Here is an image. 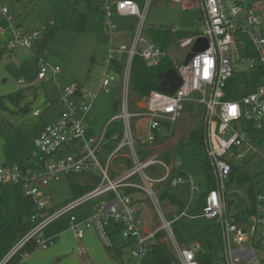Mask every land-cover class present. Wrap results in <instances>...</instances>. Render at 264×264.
<instances>
[{"label": "built area", "instance_id": "1", "mask_svg": "<svg viewBox=\"0 0 264 264\" xmlns=\"http://www.w3.org/2000/svg\"><path fill=\"white\" fill-rule=\"evenodd\" d=\"M168 1L203 10V31L179 41L177 45L193 50L199 39H205L209 48L195 53L188 63H174L182 80L175 95L154 91L137 103L136 111L132 112L129 97L134 59H141L149 68L155 67L169 58V49H163L154 42L145 27L153 0L102 1L101 13L110 41L97 87L72 84L60 89L62 110L59 116L44 126L33 140L41 155L39 164L34 167L24 164L0 166V186L6 184L17 188L33 202L28 216L32 229L0 264H10L31 241L37 244L35 250L52 248L55 241L45 238L44 230L63 217L69 218V231L79 243L88 231L94 230L100 244L108 250L115 248L108 230L110 225H115L120 229L122 239L128 242L130 259L137 264L142 263L149 244L159 231L166 232V239L180 264H199L196 253L200 244L196 249L181 246L172 224L181 219L213 221L221 235L222 263L256 264L258 252L264 251V190L255 195L252 208H241L236 214L230 212L227 196L232 175L238 169L234 162L244 163L260 156L264 166L263 0ZM0 15L12 20L8 8L1 3ZM117 18L137 20L129 45L113 38V34L119 31L115 24ZM39 37L38 33L28 35L13 29L8 49H33ZM118 63L122 64L121 69ZM60 72V68L49 66L42 56L39 57V81L49 79V76L55 79ZM236 73L255 75V78L248 79V83L240 82L239 93L252 83L257 87L239 100H226L228 84ZM118 80L122 94L120 112L105 126L101 138L90 136L86 119L98 97L109 94ZM188 104L205 107V150L214 175V188L206 194L202 211L195 215L191 214V209L203 191L202 182L198 183L194 176L178 171L179 163L168 164L155 153L160 139L172 138ZM39 114V111L34 112V116ZM132 119L146 122L147 135L144 138L135 140ZM119 123L123 127L121 133L114 131L109 136L108 130ZM250 124L260 132L257 138ZM109 142H116L118 146H108ZM104 148L108 150L103 161ZM118 158L121 159L119 168L122 170H113L112 164ZM30 162L34 164L35 158L30 157ZM78 174L99 175L101 181L86 194L63 205H55L52 198L54 187L63 178ZM168 181L172 190L179 184H185L189 191L185 209L172 220H168L160 210L157 188ZM110 193L115 197L113 202L101 200ZM142 194L152 201L160 214L162 226L159 230L148 231L143 225L139 207ZM86 208H90L88 216ZM78 253H85L82 246L78 247ZM31 254H22L19 264Z\"/></svg>", "mask_w": 264, "mask_h": 264}, {"label": "rangeland", "instance_id": "2", "mask_svg": "<svg viewBox=\"0 0 264 264\" xmlns=\"http://www.w3.org/2000/svg\"><path fill=\"white\" fill-rule=\"evenodd\" d=\"M100 2L101 0H0V3L8 8L9 15L12 17V20L9 21L0 15V48L7 47L8 49L13 29L28 35L38 33L41 40L35 50L41 49L40 54H42L47 64L61 70L55 80L37 81L39 54L35 50L19 48L2 55L0 61V166L24 164L34 167L39 164L41 155L30 138L39 127L46 125L59 116L62 106L60 103V89L72 84L97 87L100 75L103 72L104 61L109 53L110 41L103 16L96 11ZM74 7L88 16V24L84 31H76L71 26L70 15ZM261 9L264 11V4L261 5ZM48 23L52 25L50 34L44 33L45 26ZM115 24L119 31L113 34V38L122 42V44L129 45L134 37L133 27L136 26L137 20L135 18H117ZM154 26L173 27L176 30L190 33L187 37L189 38L197 32L201 33L205 28L203 10L200 7L182 4L171 6L168 0H153L148 10L145 27L148 30ZM191 50V47L181 48L175 44L169 49V58L173 63L181 65L186 61ZM21 80L25 82L23 85L19 83ZM27 88H34L33 92H35L36 100L33 97L31 102L35 101L32 104H28L29 99L23 101L21 98L19 105L10 102L8 96L15 99V96L21 90ZM17 99L19 100V98ZM121 100L120 80H118L109 94H101L94 103L92 111L86 119L90 127V135L95 138L102 137L105 126L120 112ZM117 102H119L118 106H116ZM198 106L203 110L205 109L201 105ZM35 110L41 113L40 117H34L33 112ZM205 122V110L202 122L194 125L191 123L189 113L185 109L176 133L168 141L158 144L155 149V153L161 158L168 152V157L173 161L172 164L179 163L178 171L185 175L194 176L198 183L202 182L203 191L208 190V185L203 183L205 180L203 169L197 162L199 149L190 145L188 139H190L192 129L194 130L197 127V129H201V127L205 129ZM250 126L253 129V135L257 138L260 132L255 125L250 124ZM131 128L135 140L142 139L147 135V124L143 119H132ZM108 146L115 148L118 143L109 142ZM107 150L108 148H104L102 152L101 160L103 161ZM204 155L207 158L205 149ZM30 157L35 158L34 164L28 163L27 160ZM120 163L121 159H116L112 164V169L122 170V168H119ZM234 164L237 165L238 171L236 173L239 179L236 178L231 182L227 196L228 203L234 201L230 205L232 214L239 212L241 208H252L251 192L257 195L264 190V166L260 156L244 163L234 162ZM244 165L246 171H243ZM241 174L244 175L243 178ZM100 181L101 177L99 175L91 174L65 177L52 191L53 203L59 205L70 201L75 197L73 194L74 188H95ZM172 192L184 201L189 196L188 187L185 184H179ZM139 197L140 218L144 227L150 231L159 230L162 223L158 210L146 195L142 194ZM101 200L113 202L115 197L110 193L104 195ZM168 204V201H160V210L169 220L171 217L169 216ZM14 205L13 187L2 184L0 186L1 213H5L7 209L12 208ZM169 208L174 213L176 212L177 208L175 206L172 205ZM212 222L201 220L198 224L206 228ZM67 230H69V218L63 217L51 225L45 233L46 235H58L67 232ZM205 235L191 239L186 248L196 249V245L199 243L205 248L204 238L207 237L213 245L215 264H223L221 261L223 252L219 246L221 242L220 232L213 228L206 231ZM58 241L70 243L72 238L71 236H63ZM166 242L173 251L171 243L168 240ZM93 248L101 257H105L106 250L100 242H97ZM128 254L129 251H126L125 263L135 264L136 261L130 260ZM97 255H94L95 259L94 262L91 261V264L96 263ZM70 264L75 263L70 262ZM256 264H264V251L258 252Z\"/></svg>", "mask_w": 264, "mask_h": 264}, {"label": "trees", "instance_id": "3", "mask_svg": "<svg viewBox=\"0 0 264 264\" xmlns=\"http://www.w3.org/2000/svg\"><path fill=\"white\" fill-rule=\"evenodd\" d=\"M102 2L99 4L98 9L101 11ZM70 23L74 30L76 31H84L88 24V16L77 9L76 7L73 8L71 15H70ZM52 25L46 24L44 33H48L51 31ZM148 34L150 38L156 42L160 47L163 49H170L173 45L177 44L179 41L187 38L190 33L179 31L174 29L173 27L169 26H154L148 29ZM195 35V34H194ZM193 35V36H194ZM40 37L34 46L33 50L37 49L36 46L40 41ZM36 53L40 54L41 49L35 50ZM10 52V50L5 48H0V61L2 59V55ZM42 56V54L40 55ZM39 56V57H40ZM120 69L122 68V64L118 63L117 65ZM175 70L174 63L170 60V58H166L159 62V64L155 67H147L144 62L139 59L135 58L132 67L131 73V81H130V109L132 112L136 111V104L146 98L154 92L158 91V88L161 83V76L169 71ZM249 78H255L254 74L251 73H236L233 79L229 82L227 88V97L226 100H239L241 97L248 95L249 93L253 92L257 85L251 84L248 86L244 92L239 93L238 88L240 86V82L243 81L248 83ZM34 89V88H33ZM32 88H27L21 90L18 95L15 96V99L10 97V102L14 105H19L20 100L26 101L29 99V105L31 99L36 97L35 92H33ZM20 96V97H19ZM19 98V100L17 99ZM21 98V99H20ZM121 103V102H120ZM119 105L117 102L116 106ZM115 106V107H116ZM204 107V106H203ZM205 108V107H204ZM186 112L189 113V119L191 123L196 125L199 122H202V118L204 115L203 108L199 107L195 104H189L186 106ZM3 122V121H2ZM122 125L119 123L108 130V135L110 136L114 131H119L121 133ZM198 128V127H197ZM195 128L191 130L190 139H188V143L192 146H196L199 149V153L197 155V162L200 167L203 169V174L205 180L203 183L208 185L207 191H202L199 195L198 199L196 200L193 208L191 209V214H198L202 211L205 202L206 194L214 188V175L208 161V158L204 155V128L201 129ZM171 139V138H169ZM169 139H160L157 144H162ZM164 161L168 164L171 163V159L168 157L167 154L162 156ZM238 171V169H237ZM236 171V172H237ZM243 171L245 170V165L243 166ZM232 175L231 181H234L236 178L239 179L237 173ZM242 178L244 177L241 174ZM173 178V175H172ZM171 178V179H172ZM241 178V177H240ZM171 181V180H170ZM170 181L158 185V193L160 201H168L169 204L175 206L176 212L170 213L169 216L171 217L169 220H172L175 215H179L186 207V201L181 199L177 194L172 192ZM15 193V205L7 210L5 213H0V262L4 259V257L13 249V247L24 237L27 233L32 229V225L28 220V216L33 209V202L28 198L24 197L20 190L14 188ZM94 188H83V187H76L73 189L74 198H77L87 192L91 191ZM68 202V201H66ZM65 202V203H66ZM234 201L230 202L231 205ZM251 202L254 204L255 202V194L251 192ZM63 203V204H65ZM59 204V205H63ZM237 216H241L237 214ZM201 220H188V219H181L172 224L174 235L181 246L186 247V245L196 236H206L205 232L211 229H216L219 231L216 224L213 222L209 224L206 228L201 227L198 222ZM166 232L159 231L153 241L148 246V252L144 257L141 264H180L174 254L173 251L169 248V245L166 242ZM200 244V243H199ZM205 248H203L200 244V250L196 253V258L199 264H215L213 258V245L209 241L207 237L204 238ZM221 247V242L220 245ZM37 247L35 241L29 242L17 255L16 257L10 262V264H19L21 260V255L26 253L34 252ZM111 257L117 261H121L124 255L122 249H109L108 251ZM122 262V261H121Z\"/></svg>", "mask_w": 264, "mask_h": 264}, {"label": "crops", "instance_id": "4", "mask_svg": "<svg viewBox=\"0 0 264 264\" xmlns=\"http://www.w3.org/2000/svg\"><path fill=\"white\" fill-rule=\"evenodd\" d=\"M102 1L103 0H101V2ZM99 4L97 5L96 11L98 13H101V11L98 9ZM263 4H264V0H263ZM119 19H127V18H119ZM130 29H132V28H130ZM123 30H124V28H123ZM133 30H134V27H133ZM40 55L41 54H39V56ZM37 77H38V75H37ZM55 79L52 76H49V79H46V80H55ZM37 81H38V79H37ZM21 85H23V84H21ZM35 100H36V97H35ZM61 110H62V107H61ZM61 110H60V112H61ZM35 111H37V110H35ZM34 112H33V115H34ZM40 115H41V113L39 114V116H34V117H40ZM51 122H49V123H51ZM49 123H47V124H49ZM46 125H43V126L39 127L36 130V132H34L32 134V136L30 138L31 139V142H33L34 138L37 137V135L39 134V132ZM177 128H178V125H177V127L175 129V133L177 131ZM89 135H90V133H89ZM90 136H92V135H90ZM165 154L169 155L168 152H166ZM159 158H161V157L159 156ZM162 160H164V159H162ZM27 161L30 164V158ZM172 162L173 161H171V163ZM1 167H6V166H1ZM92 188H94V187H92ZM14 190L15 189L13 187V193H14ZM14 197H15V193H14ZM169 207H172V205L171 204H168L169 214L170 213H174V211H172ZM7 210H9V209H7ZM0 213H1V211H0ZM86 215L87 216L90 215V208H86ZM53 224H51V225H53ZM50 226H48L44 230V236L46 235L45 232L47 231V229ZM145 229L148 230L147 228H145ZM108 230H109V233L111 235V238H112V240L114 242L115 248L122 249L123 250L124 255H123L122 260H121L122 262L113 259L111 257V255H110V253L108 252L109 250L106 249V248H105V250H106L105 257H101L98 254V252H96L94 250L93 247H95V244L97 242H99L98 237H97V234H96V232L94 230L88 231L85 239L82 242H80V243L76 240V238L74 237V235L72 234V232L69 231V230H67V232L60 233L58 235L57 234H48V235H46L47 237L45 236V238H47V239H54L55 245L52 248H50L49 250H47V251L35 250L34 252H32L31 256L25 262H23L22 264H70V262L71 263L74 262L75 264H91V261L94 262V259H95V256L94 255H97V254L98 255H97L96 263H93V264H126L125 263V260H124V256H125V252L126 251L128 252V249H127L128 242H126L125 240L122 239L121 234H120V229L117 228L115 225H111ZM148 231H150V230H148ZM63 236L64 237L65 236H71L72 242L68 243V242H64V241H62V242L58 241V239L60 237H63ZM79 246H82L84 248V250H85V253L83 255H79V253H78V247ZM128 256H129V254H128ZM129 258H130V256H129Z\"/></svg>", "mask_w": 264, "mask_h": 264}, {"label": "water", "instance_id": "5", "mask_svg": "<svg viewBox=\"0 0 264 264\" xmlns=\"http://www.w3.org/2000/svg\"><path fill=\"white\" fill-rule=\"evenodd\" d=\"M171 6H175L174 2L170 3ZM209 48L208 42L205 39H199L193 50L187 56L186 63H188L195 55V53L203 52ZM161 83L158 88V91L170 96H173L177 93L178 89L182 85V80L179 77L178 73L175 70L169 71L163 74L161 77Z\"/></svg>", "mask_w": 264, "mask_h": 264}, {"label": "bare ground", "instance_id": "6", "mask_svg": "<svg viewBox=\"0 0 264 264\" xmlns=\"http://www.w3.org/2000/svg\"><path fill=\"white\" fill-rule=\"evenodd\" d=\"M82 196V195H81ZM80 197V196H79ZM78 198V197H77ZM76 199V198H75ZM73 200V199H72ZM71 201V200H70ZM70 201H68V202H70ZM67 203V202H66Z\"/></svg>", "mask_w": 264, "mask_h": 264}]
</instances>
